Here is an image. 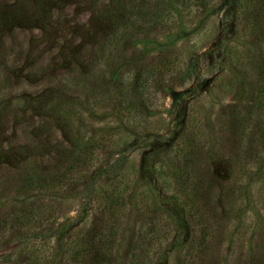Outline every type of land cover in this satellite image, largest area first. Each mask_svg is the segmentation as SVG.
<instances>
[{
  "label": "rangeland",
  "instance_id": "rangeland-1",
  "mask_svg": "<svg viewBox=\"0 0 264 264\" xmlns=\"http://www.w3.org/2000/svg\"><path fill=\"white\" fill-rule=\"evenodd\" d=\"M2 219L0 264H264V0H0Z\"/></svg>",
  "mask_w": 264,
  "mask_h": 264
},
{
  "label": "trees",
  "instance_id": "trees-1",
  "mask_svg": "<svg viewBox=\"0 0 264 264\" xmlns=\"http://www.w3.org/2000/svg\"><path fill=\"white\" fill-rule=\"evenodd\" d=\"M129 25V24H128ZM130 26H133V24H131ZM84 151V150H83ZM79 159L77 158L76 160H75V163H76V165L75 166H77L79 169H81V167H80V165H79ZM75 166H69L68 165V167H66V169L64 170V171H62V173H61V175L59 176L60 178H61V180L62 181H66V180H68V179H71L72 177H74L73 176V174H74V171L76 170V171H79L77 168H73V167H75ZM113 166H112V164H109V165H107V166H105L103 169H99V170H97V171H95L94 173H93V176H92V178L93 177H96V176H99L98 174H100L101 175V173L102 174H106V175H111L112 173V170L111 169H113L112 168ZM42 179V178H41ZM58 179L56 178V182H52L51 180H48V182H45L43 179L42 180H40V183L38 182V180H30L29 181V183H26V185H27V187H35V188H39V189H41L45 184L47 185V183L48 184H50V185H52V186H55V183L57 184V183H59L60 181L58 180ZM61 181V182H62ZM93 180L91 179L90 181H89V183L91 184V182H92ZM16 220H14V221H17L18 223L20 222V224H23V223H25V222H27V221H25L23 218H21V216H18V217H16L15 218ZM3 220L4 219H2V220H0L1 222H0V225H4V224H6L7 222L8 223H11L10 222V220H7L6 222L4 221L3 222ZM24 220V221H23ZM13 221V222H14ZM12 224V223H11ZM178 226H184V224L183 223H181V221L180 222H178ZM4 228V226H0V231H2V229ZM174 241L176 242L177 241V239L179 240V242H180V236H179V234L177 233V231L175 232V234H174ZM184 240H186V238L184 237V239L182 240L183 242H184ZM181 241V242H182ZM190 241V240H189ZM181 242L180 243H178V245L179 244H181ZM73 253V256H75V253H74V251L72 252ZM72 260H74V258L72 257Z\"/></svg>",
  "mask_w": 264,
  "mask_h": 264
}]
</instances>
